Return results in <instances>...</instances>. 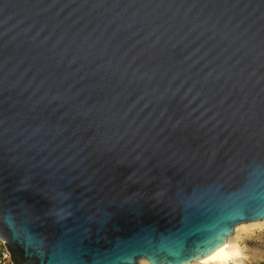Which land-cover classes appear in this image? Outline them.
<instances>
[{"label": "water", "instance_id": "obj_1", "mask_svg": "<svg viewBox=\"0 0 264 264\" xmlns=\"http://www.w3.org/2000/svg\"><path fill=\"white\" fill-rule=\"evenodd\" d=\"M264 218V0H0L11 264H182Z\"/></svg>", "mask_w": 264, "mask_h": 264}, {"label": "rangeland", "instance_id": "obj_2", "mask_svg": "<svg viewBox=\"0 0 264 264\" xmlns=\"http://www.w3.org/2000/svg\"><path fill=\"white\" fill-rule=\"evenodd\" d=\"M228 241L238 250L229 264H264V218L234 226ZM136 264L150 263L140 258Z\"/></svg>", "mask_w": 264, "mask_h": 264}, {"label": "bare ground", "instance_id": "obj_3", "mask_svg": "<svg viewBox=\"0 0 264 264\" xmlns=\"http://www.w3.org/2000/svg\"><path fill=\"white\" fill-rule=\"evenodd\" d=\"M252 221L238 223L235 225V227L237 225L243 223H250ZM237 255H238L237 248L232 247L231 243L228 241L227 238L225 245L218 247L216 251L210 252L209 254L200 257L199 259L191 260L189 262L182 264H229L230 262H233L235 260Z\"/></svg>", "mask_w": 264, "mask_h": 264}, {"label": "built area", "instance_id": "obj_4", "mask_svg": "<svg viewBox=\"0 0 264 264\" xmlns=\"http://www.w3.org/2000/svg\"><path fill=\"white\" fill-rule=\"evenodd\" d=\"M0 264H11L9 254L0 239Z\"/></svg>", "mask_w": 264, "mask_h": 264}]
</instances>
